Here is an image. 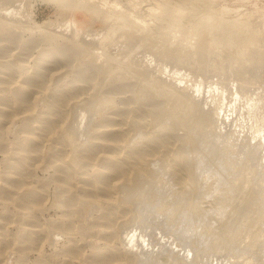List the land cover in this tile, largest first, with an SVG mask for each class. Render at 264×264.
I'll use <instances>...</instances> for the list:
<instances>
[{
  "label": "bare ground",
  "instance_id": "obj_1",
  "mask_svg": "<svg viewBox=\"0 0 264 264\" xmlns=\"http://www.w3.org/2000/svg\"><path fill=\"white\" fill-rule=\"evenodd\" d=\"M6 1L8 2V0ZM14 1L11 0V3ZM20 2H18V7ZM74 2L69 0L66 4L65 2L62 3L65 4L64 7H70ZM77 2L80 1L76 0ZM80 3H77L78 6H82L84 10H89L93 7L91 4V6L85 5L84 7ZM6 4L4 3L3 7ZM12 9H9L10 13ZM97 9L99 10L96 11ZM97 9L93 10L92 13L93 15H95L94 13L99 14V18L102 17L106 22L107 32L103 31L106 33L105 36L110 35L111 38L116 36L115 40H123L118 41L122 43V45L120 43L119 46L121 47L118 49V45L113 39V42L117 45V49L114 48V50H119V52L121 48L124 50L123 47L125 46L123 42L127 43L126 47L128 48L125 50L126 52L119 53L117 51L121 55H117V52L113 49H110V52L114 51L115 55H110V52L108 53L109 49L105 47H109V45H106L107 42L104 43L106 40L104 35L101 37V40L105 38L104 41L102 40V47L105 46L104 48L107 50L108 55L99 46L104 51L101 52V50L100 52L103 55L105 53V58H101L102 56L95 54V52L92 54L94 51L90 49L92 48V45L90 46L92 43H87L88 41L84 39L86 35L81 38L80 35L82 33L79 34L76 29L71 30V26H68L70 28V30H67L68 33L69 31H74L75 33H70L73 36L69 35L67 37V35L65 36L66 38L63 36L62 39L64 40L59 39L62 37L61 33L66 35L64 34L65 30L63 32L60 31V33L54 28V31L58 32L60 36L58 33V37L56 33H52L53 30L47 31V33L52 34H46L41 30V32L46 34L45 37H41V32H37L40 36L38 34V36H35L32 34L36 32L34 31L35 29L31 31L29 28L33 29V26L40 23L33 22L35 25L32 24V26L28 19L25 22L23 20L25 17H21L19 19L23 18L22 20L27 23L26 26H28L27 20L30 22V26L27 27L28 31L25 30L28 34L25 35L24 28L20 26L24 23L22 20L18 25L17 22L15 23L13 15V19L10 20L9 18H5L9 14L2 16V12H0V152L3 154L2 159L0 158V164L3 166L0 169V200L5 203L7 201L13 202L12 204L15 203L22 209L26 208L23 211L21 210L22 212H19L20 224L22 226H18V228L20 227V230L18 229L20 237H17L19 239L31 237L29 239L33 243L29 239L28 242L34 244L32 246L41 254L44 251L40 252L39 250L40 241L54 243L53 241L57 240L54 237L55 235H63L67 239V244L60 251H62L63 255L68 256V259L70 256V260L72 257L84 261V263L86 261L88 264H108L114 263L113 257L115 259L117 255L119 257L121 254L120 250L122 249L119 248L120 250L117 252L113 249L118 250V247H115L117 244H111L114 246L112 248L109 246L111 242L108 245L105 243L106 241H104L105 246L103 245L105 248L102 249L99 246L101 243L98 245V239H101L100 241L107 239L108 242V238L113 232L116 231L114 234L118 233V227L113 226V224L126 228L130 225L135 226L136 224L143 223L145 226L147 222L146 226H149L148 222H153L151 219L160 218L161 216L172 221L175 226L178 225L180 227L184 225L183 227H185L186 225L187 228H192L196 233L195 229H204L205 224L207 226L209 222L210 228L213 219L217 220L221 216H225V218L222 217L224 218V221H221L222 223L218 220L221 223V227L219 224L216 225L217 221H215V225L220 227L219 231L213 225L212 230L215 228L217 232L211 233V229L206 227L208 229L205 233V228V236L207 238L209 235L212 237L210 241L212 247L207 245L209 243L205 244L210 248L214 247V250L225 249L223 251H226L228 249V251L235 252L239 247L236 246L233 240L235 235L239 233L238 231L241 230L236 229V226H234L236 218L245 215L246 217H243H248L247 221H249V219H253L252 212L256 210L258 211L256 218V221H258L257 226L259 222L264 224V199L262 198L264 191L261 189L262 186H260L264 183L259 182L258 185L254 181L251 184L253 176H256L253 173L255 161L252 158L253 156L249 157L254 153L251 154L253 150L251 151L250 147V155L246 158L248 154L246 153L245 159H243L242 155H240L242 156L241 158L238 155L241 163L238 160L240 164L237 166V156L234 159L235 157H231L227 153L224 143L225 139L223 141V137H220L221 140L218 138L221 132L217 129L216 121L214 122L216 119H213L210 115V110L207 111V108L205 110L204 107H200L201 101L198 100L199 98H197L199 101L197 103V100L191 97V92L189 93L190 95L186 94L188 91L185 93L188 88L185 91H180L179 89H184L177 86L179 88L177 89L176 85H173L176 83H173L175 80L170 81L173 77H169L170 79L162 78L163 80L166 79L165 81L169 80V82L173 83L171 85L162 82L158 78L160 76L156 77L154 75L156 70H153L159 69V72H161L160 67L153 68V73H151L152 71L147 67L149 63H146L148 64L147 66L143 63L148 68L146 69L136 62L138 60L135 57L138 51L143 52L147 50L146 53L151 51L157 58H161V61L165 59V62L167 59L170 60V63L173 61L182 64L181 66L187 65L186 68L190 69L192 67L193 69H191L193 71L195 69V72L199 71V74L200 71H208L207 73L209 74L211 71L215 73L227 72V76L231 74L233 77L234 74H240L241 76L238 77L246 80V72L249 75V70L251 72L254 70L250 67L254 68L258 64L263 67L264 21H253L255 17L254 19L251 17V19L249 17L229 19L212 10L211 0H189L187 4L179 5L176 8L164 4L154 16L157 27L153 28L141 25L137 20L135 22V20L119 11L110 13L109 11L105 12V10L101 12L100 7ZM177 14H181V21L176 19ZM259 18L261 19V17ZM19 19L16 21L20 22ZM186 24L189 27H185ZM14 25L20 26V30H23H17L16 27L14 28ZM41 25L44 29L45 24L42 22ZM23 26L25 27V24ZM34 28L37 30L38 26ZM175 33L176 35H174ZM187 33H189V37L190 33L194 36V39L191 40L192 43L186 39L189 38ZM174 36L177 37V40ZM56 37V40L52 39ZM107 38L110 39L109 36ZM182 38H185L192 45H188L187 41L183 39L187 44L185 45ZM90 39L92 40V38ZM98 39L96 40L99 42ZM46 41L48 45L44 44L43 46L42 44L40 46L41 43ZM113 42L110 44V47L114 44ZM38 45L42 48H39V50L36 48L38 51L34 55L32 50ZM95 45L97 44L95 43ZM94 49L99 51L97 46ZM96 53L98 52L96 51ZM87 56H90V58L88 59ZM154 57L152 55V59ZM30 58L33 59L31 65L28 63ZM181 66L179 68L177 66L176 68L179 70ZM246 67L250 68L248 69L249 72ZM259 68L256 69L258 70ZM243 69L246 70L243 72ZM213 72L208 75L214 76L215 73ZM223 73H221L222 76L224 75ZM258 73H256V70L255 73L252 72L254 75ZM156 74L159 75L158 73ZM160 75L163 74L160 73ZM203 76L206 77L204 74ZM222 76H220L221 79ZM225 76L223 77L225 78ZM224 78L222 80L226 82L230 81L226 80L227 77L226 79ZM248 78L250 79V77ZM220 80L218 79V81ZM246 81L245 83L249 82ZM227 83L223 82L226 87ZM240 83L237 82L236 84ZM188 90L190 91V89ZM194 93L192 92V94ZM141 96H144L145 100H142ZM168 98L169 102L172 100V106L168 102L169 107L165 103ZM211 114L213 113L211 112ZM5 133H11L12 138H2ZM44 144L48 145L45 151L42 149ZM246 145L244 147L242 145V148L249 147V145L247 147ZM258 145L260 146V144L255 146ZM253 148L254 150L257 149L256 152L262 149L260 147V149ZM247 150L249 152V149ZM258 158L256 159L258 160ZM251 164H253L252 167ZM37 166L48 172L46 178L41 177L39 179L35 177L34 167ZM255 170L254 172H256ZM262 174L257 176L261 178ZM243 180L246 186H249V182L251 186L248 188L241 185ZM50 182L54 184V191H52L54 195L49 207H54L59 213H56L58 215L57 218L53 219L51 217L50 220L48 219L49 221L47 220L46 227L45 224L42 225L37 220L36 211L46 209L44 200L47 184H50ZM242 186L248 188V190ZM261 190L263 191L262 195ZM206 197L211 201V204L207 205V208L203 206L206 201L202 203V199L208 200ZM2 215H5V213ZM163 218L162 220H164ZM75 220L78 221V223L76 222L77 224L74 222ZM247 221L244 220V225ZM236 222L240 224V221ZM159 223L163 224V222ZM166 223L164 225H167ZM112 226L117 229L112 228ZM238 226L239 228L241 227L240 225ZM166 227L168 229V226ZM178 227H175V229L179 230L180 228ZM256 229L255 231L258 230ZM178 230H176L177 232L175 231L176 236L178 235ZM185 230L187 231L186 228ZM191 230L189 233L187 232L189 236L193 233ZM128 231L131 230H127V233ZM258 231L255 233L258 234ZM15 232L17 233V231ZM120 232L125 233L121 229ZM85 234L93 236L92 238H98L96 240L97 244L92 243V240H90L91 243H89L93 246H90L92 250L89 248L91 252L89 250L88 254L84 253L86 249L83 251V245L79 242L82 240L81 237L79 236L81 239L79 241V238L77 239L76 237L77 235L84 236ZM121 234L118 233V238H115L118 240ZM181 234L183 235V233ZM200 235L203 236V232ZM252 235L254 237L258 236ZM14 236L16 237V235ZM195 236L197 237L198 235L195 234ZM196 237L195 240H199L200 237ZM259 237L257 238L259 239ZM89 238L87 239L89 240ZM122 238L125 239L123 236ZM122 238L119 240L125 242ZM10 239L0 232V244L11 246V249L20 247L16 246V242H10ZM26 239L23 240L22 238V241H26ZM184 239L186 240V238ZM113 240L115 239L113 238ZM18 241L17 243L21 244L22 241ZM83 241L86 243V238ZM262 241L264 240L262 239ZM257 242L263 246L264 242L261 243L259 240ZM23 243L25 244V242ZM121 245L123 246V244ZM193 245L191 246L193 247ZM5 246L3 249L9 248ZM52 246L54 245L52 244ZM62 246L60 247L62 248ZM131 246L130 244L129 248ZM135 247L138 248L139 245L138 247L135 245ZM167 248L162 250L167 251ZM54 250H56V253H59L56 247ZM124 250L126 251V249ZM128 250L130 254L126 252L131 256L132 251ZM261 250L263 251V249ZM137 251L139 250L137 249ZM8 252H10L9 249ZM54 252H51L50 255L54 256L52 254ZM152 252L153 254L156 253ZM159 252H161V249ZM4 253L5 251L2 255L6 254ZM56 253L54 254L58 258V255L61 253L58 255ZM252 253H254V249ZM44 254L42 253L43 256ZM156 254L154 256L159 255ZM238 254L240 255L239 250L236 254L237 257L239 256ZM135 255H133L134 257L129 256L132 260L123 256L126 260L121 258L117 262L118 264H128L127 260H130L129 264L131 262L132 264L148 263V258H144L143 260H146L143 261L141 260L142 256L140 259L137 258L140 257L139 255L137 257ZM6 256L5 260L7 259ZM43 256L42 259L45 258L43 260H46L47 256ZM154 256L151 255L150 258ZM251 256L253 257L254 254ZM251 256L249 257L250 264ZM162 257L164 258V254ZM162 257L161 259H163ZM67 258L63 257L59 261L61 262L60 264H70ZM38 259L34 264H44L43 262L41 263L40 257ZM5 260L3 261H8ZM110 260H113V262H110ZM152 260L149 261L152 264H164L161 260L155 259L153 262ZM17 261L15 263L19 264ZM51 261H47L46 264ZM168 261L172 262L170 259ZM249 261L246 262L249 264ZM253 261L257 263L256 260ZM170 262L167 263L169 264ZM173 263L175 262L173 261Z\"/></svg>",
  "mask_w": 264,
  "mask_h": 264
},
{
  "label": "rangeland",
  "instance_id": "obj_2",
  "mask_svg": "<svg viewBox=\"0 0 264 264\" xmlns=\"http://www.w3.org/2000/svg\"><path fill=\"white\" fill-rule=\"evenodd\" d=\"M14 1V0H13ZM61 1V2H60ZM69 0H64V1H62V0H24V2H23V0H21V2H20V0H17V1H14V2H12L11 3V0L9 1L8 0V2L6 1L5 2V0H4V2H3V0H0V5H2L0 8V12H2V16H5L6 14L8 15H11V16H5V18H9L10 20L11 19H13L12 18V15L14 16V20H15V23L17 22V24L19 23H21V20L23 19V20H25V22H26V19H28L27 20V22H28V26H30V24L32 25L33 24V22H35V23H40L39 25L37 24V25H35V24H33V25H35L36 27L38 26V29L36 30V28H34L35 26H33V29H30L29 28V30H34V31H36V32H33L32 34L33 35H37L38 33H40L41 32V30H43L46 34H52V33H56V35H57V33L58 32H63L64 30V34H66V35H63L61 32V35H62V37H60V39L59 40H61L62 38H63V36H64V38H66L65 36H67V37H69V35L70 36H73L72 34H74L75 32L74 31H69V33H68V31L67 30H70V28H71V30H73V29H76V31L77 32H79V34L80 33H82L80 36H81V38H83L82 36H85L84 37V39H86L88 42L87 43H92V44H90V46L92 45V48H90L93 52H92V54H94V52H95V54H99V55H101L102 57L101 58H105V56L106 55H108V53L110 52V49L112 50H114V48H116V46L118 45V49L121 47V46H119L120 45V43L121 42H118L120 39H118V41H117V39L115 40L114 38L116 37V36H114V38H111L110 37V35H107V36H105L106 35V33H104L107 29V25L105 24L106 22L104 21V19L102 18V17H100V18H102L101 20H100V18H99V14H96V13H94L95 15H93V13H92V11L93 10H95V9H97V8H99L100 7V11L102 12L103 10H105V12H110V13H115V12H120V13H123L124 15H126L127 17H130L132 20H135V22H136V20L139 22V23H141V25L143 24L144 26H148L149 28H153V27H157L156 25H155V18H154V16H155V14H157L159 11H160V7L162 6V5H169L170 7H172V8H176V7H178L179 5H182V4H187L188 2H189V0H77V1H80V2H82V1H84V2H82V3H80V2H77L78 4L80 3V5H83L84 7H85V5H93V7L95 8H93V7H91V9H89V10H84L83 9V7L81 6H78V4L76 3V0H72V1H75L74 2V4H77V5H74V4H72V5H70V7H64V5L66 4V2H68ZM89 1H91L90 3H89ZM3 2V3H2ZM18 2H20L19 4L21 5H19V7H18ZM65 2V4H63V3ZM4 3L6 4V6H4L3 7V5H4ZM8 3H10V4H14L13 6L12 5H10V4H8ZM83 3H85V4H83ZM94 3V4H93ZM15 4H17L16 6H15ZM63 6H62V5ZM90 5V6H91ZM97 5V6H99V7H95V6ZM11 6V7H10ZM7 7V8H6ZM16 7H18V8H16ZM22 7H23V9H22ZM11 8H13L12 9V12L10 13L9 12V9L11 10ZM20 8H21V10H20ZM60 8V9H59ZM62 8V9H61ZM211 8H212V10L215 12V13H217V14H219V15H223V16H225V17H227V18H229V19H234V18H236V17H241V18H245V17H251V18H253L254 19V17H255V20H253V21H264V0H211ZM71 9V10H70ZM8 10V11H7ZM14 10V11H13ZM62 10V11H61ZM69 10V11H68ZM99 9H97L96 11H98ZM18 11V12H17ZM25 11V12H24ZM26 11H28V12H26ZM59 11H61V12H59ZM68 11V12H67ZM123 11V12H122ZM14 12V13H13ZM23 12V14H21ZM62 12H63V14H62ZM65 12V13H64ZM104 12V11H103ZM5 13V14H4ZM16 13H18V15H16V16H18L17 17V19H15V14ZM178 13V12H177ZM20 14V15H19ZM67 14V15H66ZM23 15V16H22ZM25 15V16H24ZM20 16V17H19ZM66 16V17H65ZM97 16H98V18H97ZM258 16V18H256ZM11 17V18H10ZM21 17H23L22 19H19V18H21ZM29 17H31V18H29ZM63 17V18H62ZM259 17H261V19L259 18ZM250 18V19H251ZM20 20V22L19 21H16V20ZM34 19V20H33ZM176 19L178 20V21H181L182 20V17H181V14H177L176 15ZM14 20H12V21H14ZM22 20V21H23ZM46 21V22H45ZM48 21V22H47ZM24 22V21H23ZM22 22V23H23ZM23 23V24H25V27L23 26V24H21L20 26H21V28H24V31L26 30V31H28L27 30V27L28 26H26V24L27 23ZM43 22V24H45L44 25V29H43V26L41 25V23ZM137 22V23H138ZM30 23V24H29ZM51 23V24H50ZM53 23V24H52ZM138 23V24H139ZM18 24V25H19ZM67 24V25H66ZM106 25V26H104V25ZM41 25V26H40ZM54 25V26H53ZM56 25V26H55ZM19 26V27H20ZM23 26V27H22ZM32 26H31V28H32ZM40 26V27H39ZM51 26V27H50ZM70 28H69V27ZM186 26H188L189 27V25L188 24H186L185 25V27ZM16 27V29L17 30H19V31H22V30H20L21 28H19L17 25H14V28ZM19 29H18V28ZM42 27V28H41ZM65 27H66V29H65ZM74 27V28H73ZM26 28V29H25ZM39 28H41V29H39ZM56 30V31H58V32H56V31H54V29ZM62 28V29H61ZM68 28V29H67ZM80 28V29H79ZM82 28V29H81ZM47 29V30H46ZM59 29H61V30H59ZM105 29V30H104ZM39 30V31H38ZM52 31V33H47V31ZM24 32V34L25 35H27L28 33L27 32ZM49 31V32H50ZM83 31H84V33H83ZM104 31V32H103ZM38 32V33H37ZM65 32H67V33H65ZM73 32V33H72ZM107 32V31H106ZM70 33H72V34H70ZM176 33H178V32H176ZM176 33L174 34V35H176ZM41 34V37H45V35L46 34H44L43 32H41L40 33ZM40 34H38L39 36H40ZM84 34V35H83ZM188 34V37H189V33H187ZM37 35V36H38ZM58 35H59V33H58ZM58 35H57V37H58ZM103 35L105 36V38H106V40L104 41V39L105 38H102V40L104 41V43H106V45H109V47L111 46L110 44H112V42L115 40L116 41V43H117V45H116V43L115 42H113L114 44L113 45H115L114 47H113V45H112V47H105L106 49L108 48L109 50H108V53H107V50L104 48V47H102V40H101V37H103ZM191 33H190V37L189 38H186V39H188V41L190 42L191 40H193L194 39V36L192 35V39H191ZM60 36V35H59ZM93 36V37H92ZM100 36V37H99ZM109 36V38L110 39H108L107 37ZM177 36H178V34H177ZM180 36V35H179ZM57 37L56 38H52V39H54V40H56L57 39ZM87 37V38H86ZM89 38V39H88ZM90 38H92V40L90 39ZM97 38H99L98 40H99V42L96 40ZM174 38H176V40H177V37H175L174 36ZM178 38H181V37H178ZM51 39V40H52ZM83 39V40H84ZM114 39V40H113ZM183 39H185V38H182V40ZM185 39V40H186ZM190 39V40H189ZM62 40H64V39H62ZM96 42H95V41ZM110 40H112V41H110ZM185 40H183L184 42H185ZM89 41H92V42H89ZM101 41V42H100ZM120 41H123V40H120ZM183 41H181V42H183ZM187 41V40H186ZM188 41H187V44L188 45H190L191 43H192V41H191V43H188ZM84 42H85V40H84ZM97 44V45H95V43ZM194 42V41H193ZM100 43H101V45H100ZM126 43V42H125ZM124 42H123V44H124V46L126 47L127 46V43L125 44ZM43 44V46H44V44L45 45H48V43H47V41L46 42H44V43H41L40 44V46ZM94 44V45H93ZM186 44V42H185V45H187ZM105 45V44H104ZM121 45H122V43H121ZM183 45H184V43H183ZM192 45V44H191ZM39 45L37 46V47H35V49L36 48H38V50H39V48H42V47H40ZM97 46V48L99 49V51L97 50V49H94L95 47ZM102 47L103 48V50L105 51V53H106V55H105V53H104V55L103 54H101V52H104L102 49H100L99 47ZM94 47V48H93ZM123 47V46H122ZM123 47V49L124 50H122V48L120 49V52L122 53L123 51H125V50H127V48L128 47ZM34 48H33V50H32V52H33V54L35 55V54H37V49L35 50ZM117 49V48H116ZM91 50H90V53H91ZM98 52V53H96V51ZM102 50V51H101ZM101 51V52H100ZM115 52H119V50H114ZM114 51H111L109 54L111 55V54H113V55H115V53H113ZM116 53L117 55H121V54H119V53ZM126 52V51H125ZM147 52V50L146 51H138L137 53H136V59L138 60V61H136V62H138V64L140 63V66H144L143 65V63L144 64H146V63H149V65L148 64H146V66L149 68V70L150 71H152V69L153 68H159L160 67V70H162L161 72H159V69H153L154 71L156 70V72H154L155 74V76L157 77V76H160L161 77V79H160V77H158L159 78V80H162V82H165L166 84L168 83V85L170 84H173L174 82H176V83H174L173 85L177 88V89H179V88H181L182 87V89H184V90H181V89H179L180 91H185L186 90V88H188V89H190V91L187 89L186 91H185V93L188 91V93H186L187 95H190L191 94V97H193V98H195L194 100H197V98H199L198 100L199 101H201L200 102V107H204V109L205 108H207V111L208 110H210V115L213 117V119H216V120H214V122L216 123V126H217V129L221 132V134L219 133V137L218 138H220V137H223L222 139H223V141H224V139H225V141H224V143H225V149H226V151H227V153L231 156V157H235L234 159H236V156H237V159H236V161H237V166L241 163V160L239 159V157L241 158L242 156H243V159H245V155H246V153H248L247 155H246V158L248 157V155H250V147H251V154L252 155H250L249 157H252L253 159H254V161H255V165L257 164V162H258V164H257V166H255V165H253V164H251V167H252V165H253V169L255 170L256 168V172H254V170H253V173L256 175V176H253V178H252V182H251V180L250 179H248V178H250L252 175H254L251 171V176L249 177L248 176V178H247V180H250V182H251V184L254 182V183H256V184H258L259 185V182H262V183H264L263 181V179H264V75H263V73L264 72H262V71H264V69H262V68H264V63H263V67H261V66H259L260 64H258V66H254V68L253 67H250V68H252V69H254V70H252V72L253 73H255V70H256V73H258L257 75H254V74H252V72H251V70H249L248 71V69H250V68H247V71L249 72V75H248V73L246 72V77H247V79H246V77H245V73H244V77H245V79L247 80V81H249V82H247L246 80H243V78L242 77H238V76H241L240 74L239 75H233V77H234V79L236 78V80H234L233 79V77L231 76V74L230 75H228L227 76V72L225 73H223V72H221V73H223L224 75H226L225 76V78L222 76V74L220 73V72H218V73H220V74H218L217 72V75H216V73L215 72H213V71H211V72H213V73H215L214 74V76H209L210 74H211V72H210V74L209 73H207L206 71H200V74H199V71L197 72H195V69H194V71L192 70L193 68L191 67V66H189V67H191L190 69L187 67L186 68V66L187 65H183L184 66V69H183V66H181L182 64H180V63H177V62H173V61H171V63H170V60H167L166 59V61L164 62V60H162L161 61V58H157V56L155 55V54H153L151 51H148V53H146ZM124 53V52H123ZM145 53V54H144ZM150 54H152L153 55V57H154V55H155V57L152 59V55H150ZM99 55H97L98 57H99ZM141 55V56H140ZM92 57V56H91ZM143 57V58H142ZM150 59H149V58ZM87 58L89 59L90 58V56L88 57L87 56ZM100 58V59H101ZM142 58V59H141ZM158 59V60H156V59ZM149 59V60H148ZM140 60V61H139ZM146 60V61H145ZM143 61V62H142ZM149 61V62H148ZM154 61H155V63H154ZM31 62V63H30ZM141 62H142V64H141ZM28 63L31 65L32 63H33V59H31L30 58V60L28 61ZM158 63V64H157ZM162 65H161V64ZM168 63V64H167ZM174 63H176V64H174ZM151 64V65H150ZM165 64V65H164ZM170 64H173V65H170ZM181 66V68L178 70L177 68H179L180 66ZM146 66H144L145 68H146ZM150 66H152V67H150ZM170 66V67H169ZM178 66V67H177ZM162 67V68H161ZM177 67V68H176ZM259 67H261V68H259ZM148 68H146V69H148ZM175 68V69H174ZM186 68V69H185ZM256 68H259L258 70L256 69ZM174 69V70H173ZM177 69V70H176ZM181 69H182V71H181ZM185 70V71H184ZM246 70V69H245ZM244 69L242 70L243 72L245 71ZM262 70V71H261ZM158 71V72H157ZM178 71V72H177ZM188 72V73H187ZM191 72V73H190ZM207 73V75H206V73ZM243 72H241V73H243ZM261 72H262V75H261ZM151 73H153V71L151 72ZM156 73H158L159 75H157ZM160 73L161 74H163V75H160ZM193 73V74H192ZM196 73V75H198V76H196V75H194ZM198 73V74H197ZM201 73H203L206 77H204L203 76V74H201ZM212 73V74H213ZM232 73V72H231ZM191 74V75H190ZM209 74V75H208ZM252 74V75H251ZM170 75H172V76H170ZM189 75V76H188ZM216 75V76H215ZM243 75V74H242ZM252 76V78H251V76ZM195 76H196V78H197V80H196V78H195ZM209 76V77H208ZM220 76H222V79L224 78V79H226V77H227V79L226 80H230V81H224V80H222L221 79V77ZM236 76V77H235ZM255 76V77H254ZM171 77H173L172 79H170ZM203 79H202V78ZM208 77V78H207ZM215 77V78H214ZM219 77V78H218ZM228 77H231V78H228ZM248 77H250V79L252 80H250ZM254 77V78H253ZM164 78H168V79H170V81L172 82L173 80H175V81H173V83H171V82H169V80H167V81H165V80H163ZM207 80H206V79ZM213 78H214V81H213ZM239 78V79H238ZM193 79V80H192ZM218 79L220 80V81H218ZM240 79H241V83H240ZM254 79V80H253ZM189 82H188V81ZM203 80V81H202ZM237 80H239V81H237ZM136 80H135V78H134V82H135ZM206 81V82H205ZM216 81H217V83H216ZM237 83V82H239L240 84H236L235 82ZM245 81L247 82V83H245ZM221 82L222 84H223V82L226 84L227 83V87H226V85L225 84H221L220 83V85H219V83ZM242 82H243V84H242ZM179 84V85H178ZM218 84V85H217ZM183 85V86H182ZM179 88H178V87ZM186 86H188V87H186ZM223 86V87H222ZM183 87H185V88H183ZM226 88H228L227 90H226ZM86 89H89V88H86ZM103 89H105V88H103ZM107 89V88H106ZM105 89V90H106ZM191 92V93H190ZM192 92H195L194 94H192ZM190 93V94H189ZM196 95V96H195ZM144 97V96H143ZM142 96H141V98H142V100H145L144 98H143ZM146 100H147V98H146ZM197 100V103H199V101ZM168 102H169V98L167 99V101L165 102L167 105H168ZM172 100H170V105L172 106ZM165 104V105H166ZM166 105V106H167ZM167 107H169V105L167 106ZM206 110V109H205ZM211 112L213 113V114H211ZM215 117V118H214ZM180 131H181V129H180ZM3 137H8V139H11L12 138V135H11V133H5L3 136H2V138ZM220 140H221V138H220ZM222 141V142H223ZM249 145V147H247V145ZM257 144H260V146L258 145V146H255V145H257ZM242 145H243V147L246 145V147L247 148H242ZM46 147V148H45ZM253 147H255V148H262L261 150H259L258 152H256L257 151V149L256 150H254V148ZM47 148H48V145L47 144H44L43 145V151H45V150H47ZM247 149H249V152H248V150ZM242 150H244L243 152H242ZM245 150H246V152H245ZM255 153H257V154H255ZM255 154V155H254ZM238 155H239V157H238ZM240 155H242V156H240ZM256 155H260V156H257V157H259L258 158V160L256 159L257 157H256ZM2 156H3V154H2V152H0V158L2 159ZM0 159V160H1ZM253 159H252V161H253ZM238 160L240 161V163H238ZM251 161V162H252ZM253 161V162H254ZM257 161V162H256ZM0 163H1V161H0ZM236 165V164H235ZM1 167H3L1 164H0V169H1ZM251 169V168H250ZM34 170H35V172H34V174H36L37 176H39V177H37L36 175H35V177L36 178H39V179H41V177H43V178H46V176H47V174H48V172L46 171L45 172V170L44 169H42V168H40L39 166H37V167H34ZM44 170V171H43ZM252 170V169H251ZM258 172V173H257ZM263 174H262V173ZM257 173V174H256ZM260 174H262V176H261V178H262V181H261V178L260 177H258L257 175H259L260 176ZM256 177H258V179H256ZM42 178V179H43ZM256 179V180H255ZM245 180V179H244ZM242 181V183H241V185H243V186H245V187H250L251 185H250V182H249V186H246V184H245V181ZM257 181V182H256ZM244 182V183H243ZM262 183H260V184H262ZM49 184V183H48ZM48 184H47V192H46V197H45V200H44V206L46 207V209H43V210H41V209H39V210H37L36 211V216H38L37 217V220H39L40 221V223L42 224V225H44L45 224V226L47 225V222L51 219V217L53 218V219H55V217L57 218L58 217V210L57 209H55L54 207H52V208H50L49 206H50V204H51V202H52V199H53V195H54V193L52 192V191H54L53 189H54V184H52V182H50V184H49V186H48ZM245 184V185H244ZM242 186V187H243ZM260 186H262L261 187V189L264 191V184H262V185H260ZM245 187H243V188H245ZM248 188H245L246 190H248ZM244 189V190H245ZM261 190V191H262ZM263 191H262V193H261V195L263 194ZM51 193V194H50ZM49 194V195H48ZM47 198V199H46ZM205 198V197H204ZM262 198L264 199V195L262 196ZM206 199H208V200H205V199H202V203H203V201H206L204 204L206 205H203L205 208H207V205H209V204H211V201L209 200V198H207L206 197ZM209 203H208V202ZM13 202H10V201H7L6 203L5 202H3L2 200H0V232L1 233H3L6 237H8V238H11L10 239V242H16L15 244H16V246L18 247V246H20V247H18V248H13V249H11V246L9 247V246H5V245H2V244H0V260H2V261H0V263L1 264H17V263H15V261H17L19 264H34L36 261H38L39 259H38V257H40L41 258V263L43 262L44 264H46L47 263V261H51L50 263L48 262V264H56L57 262H59V261H61V259L63 258V257H68V256H65V255H63V253H62V251H60V249H63V247H64V245L65 244H67V239H66V237L65 236H63V235H55L54 237H55V239H57L56 241H53L54 243H49V242H47V241H40V243H39V250H40V252L41 251H44V252H41V254H39L36 250H35V248L32 246V245H34V244H32L33 242L31 241V239H29V238H31V237H27V239L25 238V237H22L23 238V240H25L26 239V241H22V238H20L19 239V231H18V229L20 228H18V226H22V224H20V217H19V215H20V213L19 212H22L23 211V209L25 210L26 208H19V206L18 205H16L15 203L14 204H12ZM208 203V204H207ZM263 204H264V201H263ZM209 207V206H208ZM19 209V210H18ZM22 210V211H21ZM48 210V211H47ZM42 212V213H41ZM5 213V215H2V214H4ZM57 213V214H56ZM41 214H43V215H41ZM52 215V216H51ZM7 216V217H6ZM18 216V218H16ZM246 217L245 215H242V216H240V218H236L235 220H234V226H236V229L238 228L240 231H238L239 233H237L236 235H235V237H234V243L236 244V246L237 247H239L235 252L234 251H231V250H229L228 251V249H226V251H223V250H225V249H222V250H214L213 248H210V247H212V245L210 244V241L212 240V237L209 235L208 236V238H207V236H205V233L207 232V229L209 228V225L208 224H210V222L207 224V226H206V224H205V227H204V229L203 228H201V229H195L196 230V233L194 232V230L192 229V228H187L186 227V225H185V227H183L184 225H181L180 227H178V225L177 226H175V224H173L172 223V221H170V220H168V219H166V218H163V217H161L160 216V218L158 217V218H155V219H151L152 221V223H154V224H152V223H150V221L148 222V225L149 226H146L147 225V222L145 223V226H146V228H145V226H144V223L143 224H136L135 226H132V225H130V226H128V227H119V226H116L115 224H113V226H115V227H118V229L117 228H115V227H113L112 226V228H115V229H117V232L118 233H122L121 235L123 236V237H125V239H123L122 238V236L120 235V237H119V239L121 240V238H122V240L123 241H125V242H122V241H120L119 239L117 240L115 237H117L118 238V233H116V234H114L116 231H115V229H114V231L115 232H113L112 233V238H111V236L108 238V242H107V239L105 240H103V241H100L101 239H98L97 237H94V238H92L93 236H91V235H89V237H88V235L87 234H85L84 236H81V235H77L76 237H77V239L79 238V236L81 237V239L79 238L78 239V241L79 240H81V241H79V242H81V244L83 245L82 246V249H83V251H84V249H86L85 250V254H88L89 252V250L91 249L90 248V246H93V245H91L90 243H91V241L90 240H92V243H96L97 244V239L99 240V242H98V245L101 243V245H99L102 249H104L105 247V243L106 244H108L109 245V242H111L110 243V245L109 246H111L112 248L114 247V246H112L113 244H117V245H115V247H118V250H116L115 248H113L115 251H119L120 249H122V250H120V252H121V254H120V256L119 257H117L116 256V259L113 257V260H114V263H108V264H118V262H117V260L118 259H120L121 260V258L122 259H124V260H126L124 257H126L127 259H129L130 257H132L133 255H135V257H137L138 255L140 256V257H137V258H142L141 260H143L144 258H148V259H150V260H152V258H154L153 260H152V262L155 260V259H158V260H161V261H163V263L165 264V263H167V262H170V261H168L169 259L172 261V262H170L169 264H248L247 262L249 261V257L251 256V255H253L254 254V256L252 257L251 256V258L253 259V260H256L257 261V263L255 262V261H253L252 259H251V264L254 262V264H258V262H259V264H264L263 262V259H264V241H262V239L264 240V235H262L263 233H264V231H262L263 229H264V224L262 225L261 224V222H259L258 223V226H257V222L258 221H256V218H257V216H258V211H256V210H254L253 212H252V217H253V219H249V221H247L248 220V217L247 218H244V217ZM222 217H224L225 218V216H221L219 219H217V220H212L211 222H212V226L214 225V227L216 228L217 226L216 225H220V227H221V221L223 220L224 221V218H222ZM47 218V219H46ZM162 218L165 220V223L167 224V225H164L165 223H164V220H162ZM250 218V217H249ZM264 218V217H263ZM13 219H15V220H13ZM49 219V220H48ZM239 219V220H238ZM19 220V221H18ZM48 220V221H47ZM156 220V222H154ZM158 220H160V221H158ZM162 220V221H161ZM221 222H219V221ZM243 220V221H242ZM244 220L245 221H247L246 223H245V225H244ZM38 221V222H39ZM215 221H217V224L215 223ZM236 221H240V224L239 223H237ZM255 221H256V223H255ZM263 221H264V219H263ZM44 222V223H43ZM46 222V223H45ZM75 223L77 222L78 223V221L77 220H75L74 221ZM159 222H163V224L162 223H158ZM76 223V224H77ZM157 225H156V224ZM168 223H169V225H168ZM171 223V224H170ZM214 223V224H213ZM19 224V225H18ZM173 224V225H172ZM216 224V225H215ZM240 225L241 227L239 228V226L238 225ZM261 224V225H260ZM141 225H142V227H141ZM152 225V226H151ZM159 225V226H158ZM162 225H164V226H162ZM171 225V226H170ZM139 226V227H138ZM166 226H168V229H167V227ZM211 226V225H210ZM212 226L209 228V229H211V233L212 232H217V230L219 231V229H220V227L218 226L217 227V230H215V228H213V230H212ZM238 226V227H237ZM261 226V227H260ZM47 227V226H46ZM130 227V228H129ZM136 227V228H135ZM144 227V228H143ZM173 227H174V230H173ZM175 227H178V228H180L181 230H182V232H181V230L179 229H175ZM181 227H183V228H181ZM206 227H208V228H206ZM262 227H263V229H262ZM170 228V229H169ZM185 228L187 229V231L185 230ZM205 228H206V230H205ZM259 230H257V229ZM120 229L122 230V231H124L125 233H123V232H120ZM131 230V231H128V233H127V230ZM141 229H143V230H141ZM192 229V230H191ZM255 229L258 231V234L257 233H255V232H257V231H255ZM14 230V231H13ZM20 230V229H19ZM176 230H178V235L179 236H181V237H179L178 235V237L176 236ZM192 231L191 233H192V235H190L189 236V234H187V232L189 233V231ZM201 230V231H200ZM203 230V231H202ZM204 230H205V233H204ZM15 231H17V233L15 232ZM173 231H174V234H173ZM176 231V232H175ZM198 231H199V233H198ZM254 231V232H253ZM12 232V233H11ZM202 232H203V236H205V238H203V236L202 235H200V233L202 234ZM208 232H209V230H208ZM209 232V233H210ZM253 232V233H252ZM263 232V233H262ZM16 233V234H15ZM181 233H183V235L180 234ZM186 233V234H185ZM190 233V234H191ZM254 234V235H258L257 237H259V234L261 235V240H260V237H259V239L255 236H253L252 234ZM126 236H125V235ZM131 234H132V236H131ZM185 234V235H184ZM195 234H197L200 238L202 237L203 238V240H202V238H201V240H200V238H199V240L201 241H199L198 239H196L195 240ZM251 234V235H250ZM13 235H16V237L14 236L13 237ZM117 235V236H116ZM188 235V236H187ZM207 235V234H206ZM17 236H19V237H17ZM185 236V237H184ZM197 236V237H198ZM54 237H53V240H54ZM86 238V243H85V241H83V239L85 240V238ZM188 237V238H187ZM189 237H190V239H189ZM193 237V238H192ZM196 237V238H197ZM209 237H210V239H209ZM19 239V241H22V242H25V244H27V245H25L24 243V245L22 244V242H21V244L23 245V247L21 248V244H19V243H17V241H18V239ZM59 238V239H58ZM87 238H89V240L87 239ZM113 238L115 239V240H113ZM184 238H186V240L184 239ZM207 238V240H205ZM17 239V240H16ZM28 239L32 242V243H29L28 242ZM192 239V240H191ZM208 239H209V242H208ZM257 239V240H256ZM87 240H88V242H87ZM112 240V241H111ZM128 240V241H127ZM189 240V241H188ZM193 240H194V243H193ZM262 241L261 243H263V246H262V244L260 245V243L259 242H257V241ZM18 241V242H19ZM63 241V242H62ZM96 241V242H95ZM104 241H106L105 243H104ZM116 242V243H112V242ZM119 241V242H118ZM199 243H198V242ZM27 242V243H26ZM42 242V243H41ZM58 242V243H57ZM85 244H84V243ZM90 242V243H89ZM102 242H103V244H102ZM127 242V244H125ZM187 242H188V244H187ZM190 242V243H189ZM61 243V244H60ZM90 245H89V244ZM135 243V244H134ZM194 245H193V244ZM207 243H209V244H207V245H210V247L209 246H207L206 244ZM256 243H257V245H256ZM13 244V243H12ZM17 244H19V245H17ZM31 244V245H30ZM52 244L56 247V249H57V252H59V253H61V254H59V253H56V250H54L55 249V247L54 246H52ZM95 244V245H96ZM112 244V245H111ZM121 244H123V246L121 245ZM130 244L132 245L130 248H129V246H130ZM134 244V245H133ZM2 245V246H1ZM9 245V244H8ZM63 245V246H62ZM84 245H85V248H84ZM104 245V246H103ZM119 245H120V247H119ZM135 245L138 247V245H139V247L138 248H136L135 247ZM191 245H193V247L191 246ZM256 245V246H255ZM9 247V248H5V249H3V247ZM29 248H28V247ZM60 246H62V248L60 247ZM66 246V245H65ZM98 246V247H99ZM126 246V247H125ZM207 246V247H206ZM260 246L262 247L261 249H263V251L260 249ZM33 247V248H32ZM99 247V249H101ZM125 247V248H124ZM141 247V248H140ZM165 247V248H164ZM166 247H168L167 248V251L165 250H162V249H166ZM170 247V248H169ZM195 247V248H194ZM259 247V248H258ZM31 248H32V250H31ZM59 248V249H58ZM90 248V249H89ZM93 248V247H92ZM120 248V249H119ZM126 249V251L129 253V250L128 249H130L132 252H131V256L129 255V254H127V252L124 250V249ZM133 248V249H132ZM135 248V249H134ZM143 248H144V250H143ZM2 249H3V251H2ZM8 249H9V251L10 252H8ZM52 249H53V251H55L54 253H56L59 257L58 258H56V255L54 254V253H52L54 256H51L50 254H51V252H53L52 251ZM137 249L139 250V251H137ZM141 249H142V251H144V252H142L141 251ZM160 249H161V252H159L160 251ZM171 249V250H170ZM253 249H254V253H252V251H253ZM260 250L259 252H261V253H259L258 252V250ZM7 250V251H6ZM14 250V251H13ZM92 250V249H91ZM91 250H90V252H91ZM148 250V251H147ZM238 250H239V252H240V255L237 257V253H238ZM5 251V253L7 254V256H6V254L5 255H2L3 254V252ZM11 251H13V252H11ZM137 253H136V252ZM141 251V252H140ZM152 251H154V252H158V254L159 255H162L163 256V254H164V258L162 257V256H160L159 257V255L158 254H156V255H158V256H154L155 254H153V252ZM164 253H163V252ZM171 251V255L169 254V252ZM221 251V252H220ZM119 252V253H120ZM125 254H124V253ZM139 252V253H138ZM150 253V254H147V253ZM10 253V254H9ZM42 253L44 254V256L42 255ZM49 253V254H48ZM135 253V254H134ZM142 255H141V254ZM165 253H168V254H165ZM172 253H173V256H172ZM232 253H233V255H232ZM252 253V254H251ZM40 256H39V255ZM47 254V255H46ZM123 254V255H122ZM175 254V255H174ZM35 255V256H34ZM43 257H45V256H47L46 258V260H43V259H45V258H43L42 259V256ZM125 255H127V256H125ZM130 257H129V256ZM144 255V256H143ZM148 255V256H147ZM151 255L152 256H154V257H152V258H150L151 257ZM255 255H257V256H255ZM2 256H3V258H2ZM5 256H6V260H8L7 262H4L3 260H5ZM38 256V257H37ZM50 258H52V259H50ZM124 256V257H123ZM142 256V257H141ZM146 256V257H145ZM165 256H166V258L168 259H166L165 258ZM169 258H168V257ZM9 257V258H8ZM17 257V258H16ZM18 257H19V259H18ZM55 257V258H54ZM62 257V258H61ZM134 257V256H133ZM156 257H159V258H156ZM161 257L163 258V259H161ZM171 257V258H170ZM263 257V258H262ZM37 260H36V259ZM175 258V259H174ZM13 259V260H12ZM54 259H57V260H54ZM59 259V260H58ZM131 260H132V258H130ZM145 259V260H146ZM147 259V261H148V263H150V264H152L151 262H149L150 260H148ZM174 259V260H173ZM248 259V260H247ZM259 259V260H258ZM5 260V261H6ZM11 260V261H10ZM54 260V261H53ZM72 260V261H71ZM71 260H70V256H69V259L67 258V261H69V263L70 264H85L86 263V261H85V263H84V261H81V260H78V259H76V258H72L71 257ZM113 260L111 261L110 260V262H113ZM116 260V261H115ZM119 260V261H120ZM145 260H143V261H145ZM167 262H166V261ZM21 261V262H20ZM32 261V262H31ZM45 261V262H44ZM55 261H57V262H55ZM129 261L130 260H127V263L129 264ZM147 261H146V263H147ZM157 261V260H156ZM173 261L175 262V263H173ZM247 261V262H246ZM261 261V262H260ZM263 261V262H262ZM9 262V263H8ZM53 262H55V263H53ZM100 262V261H99ZM117 262V263H116ZM142 262V261H141ZM244 262V263H243ZM61 262H59L58 264H60ZM101 263V262H100ZM147 263V264H148ZM86 264H88V263H86ZM96 264H99V263H96ZM101 264H103V263H101ZM107 264V263H106ZM131 264H132V262H131ZM168 264V263H167ZM249 264H250V261H249Z\"/></svg>",
  "mask_w": 264,
  "mask_h": 264
}]
</instances>
